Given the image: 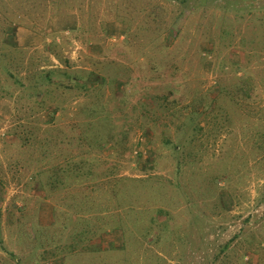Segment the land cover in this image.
<instances>
[{"label":"rangeland","instance_id":"rangeland-1","mask_svg":"<svg viewBox=\"0 0 264 264\" xmlns=\"http://www.w3.org/2000/svg\"><path fill=\"white\" fill-rule=\"evenodd\" d=\"M263 199L264 0H0V264H264Z\"/></svg>","mask_w":264,"mask_h":264},{"label":"crops","instance_id":"crops-1","mask_svg":"<svg viewBox=\"0 0 264 264\" xmlns=\"http://www.w3.org/2000/svg\"><path fill=\"white\" fill-rule=\"evenodd\" d=\"M51 28V33H55L53 30H52V27ZM21 33H25V31H20ZM29 39H27V41H25L24 43H22L23 45L25 46H33V45H37L40 43V37L38 35V32H30L29 33ZM58 39V38H57ZM19 40H20V44H21V36L19 37ZM29 43V44H28ZM28 46V47H29ZM45 213H47V208L44 210ZM46 216V215H45Z\"/></svg>","mask_w":264,"mask_h":264},{"label":"trees","instance_id":"trees-1","mask_svg":"<svg viewBox=\"0 0 264 264\" xmlns=\"http://www.w3.org/2000/svg\"><path fill=\"white\" fill-rule=\"evenodd\" d=\"M44 79H45L46 81L48 80L47 82H49V83H53V82L55 81L54 79H52L50 76H47V75L44 77ZM180 145H181V143L177 144V147L180 148ZM174 149H175L176 151H178V150L176 149V147H175ZM263 201H264V199H263ZM228 246H229V245H225V246L223 247V250H226V249L228 248Z\"/></svg>","mask_w":264,"mask_h":264}]
</instances>
